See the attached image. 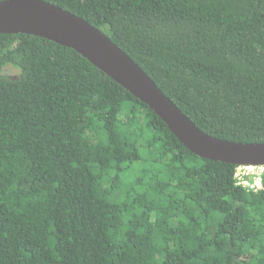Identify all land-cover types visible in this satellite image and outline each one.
<instances>
[{
    "label": "trees",
    "instance_id": "16d2710c",
    "mask_svg": "<svg viewBox=\"0 0 264 264\" xmlns=\"http://www.w3.org/2000/svg\"><path fill=\"white\" fill-rule=\"evenodd\" d=\"M205 132L264 142V0H45ZM190 151L73 48L0 33V264H264L262 188Z\"/></svg>",
    "mask_w": 264,
    "mask_h": 264
},
{
    "label": "water",
    "instance_id": "95a60500",
    "mask_svg": "<svg viewBox=\"0 0 264 264\" xmlns=\"http://www.w3.org/2000/svg\"><path fill=\"white\" fill-rule=\"evenodd\" d=\"M0 33L37 35L73 48L146 103L196 155L264 166V142L222 139L202 130L111 37L81 16L45 0H0Z\"/></svg>",
    "mask_w": 264,
    "mask_h": 264
},
{
    "label": "rangeland",
    "instance_id": "374dc122",
    "mask_svg": "<svg viewBox=\"0 0 264 264\" xmlns=\"http://www.w3.org/2000/svg\"><path fill=\"white\" fill-rule=\"evenodd\" d=\"M264 172V166H249L239 167L237 169L238 178L242 182V185L254 192L259 191L262 188L259 176Z\"/></svg>",
    "mask_w": 264,
    "mask_h": 264
},
{
    "label": "built area",
    "instance_id": "2783aa9c",
    "mask_svg": "<svg viewBox=\"0 0 264 264\" xmlns=\"http://www.w3.org/2000/svg\"><path fill=\"white\" fill-rule=\"evenodd\" d=\"M242 166L245 167V165H241V166H238V168H239V167H242ZM246 167H249V166H246ZM238 168H237V169H238ZM262 174H263V173H260V176H259L260 182H261ZM237 176H238V173L236 172V178H237V181H238V183L242 184V182L239 180V178H238ZM243 186H244V185H243Z\"/></svg>",
    "mask_w": 264,
    "mask_h": 264
},
{
    "label": "bare ground",
    "instance_id": "6f19581e",
    "mask_svg": "<svg viewBox=\"0 0 264 264\" xmlns=\"http://www.w3.org/2000/svg\"><path fill=\"white\" fill-rule=\"evenodd\" d=\"M255 167V166H254Z\"/></svg>",
    "mask_w": 264,
    "mask_h": 264
}]
</instances>
